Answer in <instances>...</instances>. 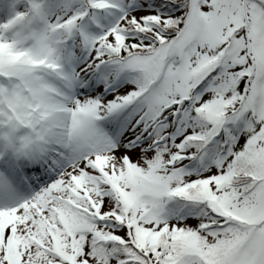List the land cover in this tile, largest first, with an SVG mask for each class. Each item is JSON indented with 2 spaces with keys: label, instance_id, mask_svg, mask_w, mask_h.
<instances>
[{
  "label": "snow or ice",
  "instance_id": "snow-or-ice-1",
  "mask_svg": "<svg viewBox=\"0 0 264 264\" xmlns=\"http://www.w3.org/2000/svg\"><path fill=\"white\" fill-rule=\"evenodd\" d=\"M0 264H264V0H0Z\"/></svg>",
  "mask_w": 264,
  "mask_h": 264
}]
</instances>
